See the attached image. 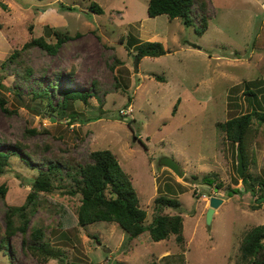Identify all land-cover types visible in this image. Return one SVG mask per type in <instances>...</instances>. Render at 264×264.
<instances>
[{
  "label": "rangeland",
  "instance_id": "374dc122",
  "mask_svg": "<svg viewBox=\"0 0 264 264\" xmlns=\"http://www.w3.org/2000/svg\"><path fill=\"white\" fill-rule=\"evenodd\" d=\"M148 1L0 0V94L15 110L9 114L0 106V152L17 149L26 156L30 151L34 158L27 163L20 155H11L0 176V184L9 187L6 197L0 198V264H40L24 246L21 231L5 245L2 233L8 206L26 202L38 170L48 167L46 158L62 155L84 163L97 149L112 150L131 174L148 222L158 195L182 202L180 209L165 212L183 215L185 245L181 247L175 235L154 241L148 230L130 238L115 222L75 223L80 200L66 191L69 181L60 177L62 183L55 182L57 188L31 215L29 230L51 226L45 232L64 250L67 264L116 260L149 264L155 259L160 264H237L242 238L264 223V202L246 191L229 196V188L242 186V180L237 174V148L218 125L259 108L245 95L249 81L258 83V102L264 103V76L258 79L263 51L252 45L263 23L264 0H199L190 26L181 18L170 22L165 14L149 17ZM201 1L207 4L210 22L202 35L195 26L204 14ZM92 2L104 11H92ZM31 26L35 36L48 42L56 41V31L81 35L64 43L55 55L32 48L24 59L33 73L22 78L16 62L8 58L29 39ZM145 41H160L169 51L143 57L136 72L137 46ZM52 84L54 104L66 87L91 94L87 103L78 99L68 109L77 113L74 123L68 115L42 110L44 102L34 96L37 89ZM28 128L41 131L30 134ZM250 150L251 162L256 159L250 163L251 172L264 177V144L252 142ZM165 157L180 164L183 176L162 164ZM212 173L223 183L220 190L201 181ZM213 193L224 202L208 225V198ZM59 207L67 210L73 229L58 228ZM14 220L20 224L18 216ZM45 264L61 262L51 259Z\"/></svg>",
  "mask_w": 264,
  "mask_h": 264
},
{
  "label": "trees",
  "instance_id": "16d2710c",
  "mask_svg": "<svg viewBox=\"0 0 264 264\" xmlns=\"http://www.w3.org/2000/svg\"><path fill=\"white\" fill-rule=\"evenodd\" d=\"M199 0H149L147 6V14L149 17H157L159 15H167L169 21L175 18H181L186 26L193 25L192 11L195 3ZM92 11L102 13L103 8L95 2L90 5ZM200 9L204 14L199 19V26L196 31L202 35L210 25L207 16V4L201 1ZM29 39L24 43L22 48L14 50L8 58V62H16L17 74L22 78H28L33 69L29 66L24 56L30 50L38 46L48 54L55 55L61 46L70 39L79 37L81 34L77 32L75 35L69 32L56 31V41L48 42L43 36H35L33 26L30 28ZM252 45L255 49L263 51V57L258 65L259 80L264 76V20L262 26L255 36ZM140 54L139 61L145 56L158 57L166 54V49L160 41H145L138 46ZM21 68V69H20ZM253 86L255 90L249 86ZM95 87V85H94ZM245 95H249L259 108H253L252 111L239 115H234L225 122H218L219 127L225 133V137L233 145H240L244 157L245 170L243 173L242 186L238 188L230 187L229 196L233 193L246 191L255 196L260 203L264 202V177L255 175L250 170V163L255 164L256 159L250 160V146L252 142L264 144V103L258 102L260 98L258 83L254 81L247 82ZM56 84L48 85L45 88L34 92V96L40 98L44 104L42 110L51 111L55 116H67L70 123L76 121L77 113L72 110L68 113V109H73L72 103L76 100L88 102L91 96L89 92H83L80 89L71 87L63 88L60 93L63 98L54 104L53 92ZM258 91V92H257ZM19 98V97H18ZM179 102V101H178ZM8 100L0 94V106L9 114L13 111L8 106ZM177 105L174 107V113ZM37 111V106L35 107ZM41 130L27 129V133L35 134ZM17 147V146H16ZM20 147V146H18ZM22 148V147H21ZM42 148L37 145V149ZM23 150V149H22ZM21 151V150H20ZM19 150L1 151L0 152V176L5 174L7 166L10 165L11 155H20L27 163L32 158V152H26L23 156ZM48 167L45 170H38L37 176L32 180L31 190L28 194L26 202L21 206H8L6 211L7 227L2 233V243H9V239L21 231L24 235L23 244L35 255L40 264H45L51 259H58L61 264H67L65 260V252L60 247L52 244L50 236L46 234V228L51 226H34L29 230V222L31 215L37 212L40 202L47 197V193H53L55 182L61 178L69 181V187L66 191L80 200V205L76 213V221L81 226H86L99 221L115 222L126 231L128 237L136 238L145 231H149L150 237L154 241L167 239L170 235H175L177 243L184 248V217L180 213L170 214L165 209H180L182 202L175 197L160 194L155 198V213L151 222L147 221V211L141 207L138 193L133 185L131 174L128 173L120 164L117 155L110 149H97L90 152V161L73 162L65 156L60 155L59 158H46ZM35 161V160H34ZM35 169L37 167L34 166ZM239 178V176H238ZM202 183L214 185L217 189L223 187V183L219 181L217 173L206 174L201 178ZM9 191L8 185L0 184V198L4 199ZM258 205H253L256 209ZM256 207V208H255ZM60 219L58 220V228L67 231L74 228V222H70L67 218V210L59 207ZM20 218V224H16L14 218ZM66 218V219H65ZM3 245V246H4ZM240 255L237 264H264V223L251 228L246 232L241 240L239 247ZM124 264V263H123ZM149 264H160L158 260H152Z\"/></svg>",
  "mask_w": 264,
  "mask_h": 264
},
{
  "label": "water",
  "instance_id": "95a60500",
  "mask_svg": "<svg viewBox=\"0 0 264 264\" xmlns=\"http://www.w3.org/2000/svg\"><path fill=\"white\" fill-rule=\"evenodd\" d=\"M139 57H140V54H137L135 56V70H136V72L139 71V67H138ZM237 160H238L237 174L242 178L244 170H245V165H244V157H243V153H242V149H241L240 145H238V147H237ZM162 164L166 165L168 168L173 170L177 175L183 176L184 170L182 169L180 164L177 163L176 160H174L172 158L165 157L162 160ZM222 203H223L222 198H219L217 196H212L210 198V208L207 211V216H206V222L208 225H210L212 223V219H213L214 212H215L216 208H218ZM114 264H122V263H120L119 261L116 260L114 262Z\"/></svg>",
  "mask_w": 264,
  "mask_h": 264
},
{
  "label": "crops",
  "instance_id": "0c3cea01",
  "mask_svg": "<svg viewBox=\"0 0 264 264\" xmlns=\"http://www.w3.org/2000/svg\"><path fill=\"white\" fill-rule=\"evenodd\" d=\"M260 15L262 16V15H264V13H262V14H260ZM260 15H259V16H260ZM262 18H263V17H262ZM263 20H264V19H263ZM223 202H224V201H223ZM217 212H218V210L216 209L215 212H214V215H215ZM213 217H214V216H213ZM213 220H214V218H213Z\"/></svg>",
  "mask_w": 264,
  "mask_h": 264
},
{
  "label": "built area",
  "instance_id": "2783aa9c",
  "mask_svg": "<svg viewBox=\"0 0 264 264\" xmlns=\"http://www.w3.org/2000/svg\"><path fill=\"white\" fill-rule=\"evenodd\" d=\"M216 195V193H213L212 196ZM209 199V198H208Z\"/></svg>",
  "mask_w": 264,
  "mask_h": 264
},
{
  "label": "clouds",
  "instance_id": "9594fccd",
  "mask_svg": "<svg viewBox=\"0 0 264 264\" xmlns=\"http://www.w3.org/2000/svg\"><path fill=\"white\" fill-rule=\"evenodd\" d=\"M211 197H212V196H211ZM211 197H210V198H211ZM210 198H209V201H210Z\"/></svg>",
  "mask_w": 264,
  "mask_h": 264
}]
</instances>
